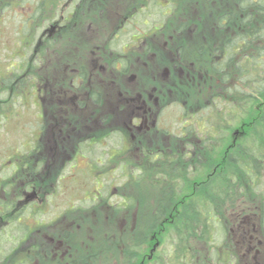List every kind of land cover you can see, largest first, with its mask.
Returning <instances> with one entry per match:
<instances>
[{
  "label": "rangeland",
  "instance_id": "374dc122",
  "mask_svg": "<svg viewBox=\"0 0 264 264\" xmlns=\"http://www.w3.org/2000/svg\"><path fill=\"white\" fill-rule=\"evenodd\" d=\"M5 1L13 4L0 8V264L13 263L14 254L25 253L27 248L37 247L50 253L55 248L64 250L67 244L63 236H84L80 219L92 220L85 225L89 232L91 225L99 226L102 217L110 221L106 224L109 229L118 222L116 226L122 230L126 215L135 219L141 213L140 204L121 214L112 208L126 204L123 193H137L142 198V178L136 181L132 176H142L137 164L142 163L144 150L154 148H167V152L186 150L192 155L186 158V175L171 176L169 171L159 176L163 178L161 182L174 178L182 185L172 193L176 197L179 194V201L174 209H168L166 218L159 219L143 246L142 259L133 262L198 264L200 260L194 261L186 252L202 249L207 257L214 256L215 252H222L217 245L223 246L231 236L242 256L239 264H264V229L253 196L248 202L242 198L238 202L246 224L235 222L236 213L229 214L227 227L216 224L210 241L191 231L182 241L185 230L175 224L176 215L184 211L188 199L183 197L191 189V180L203 176L205 171L200 157L196 158L198 144L219 148L218 139L207 137V128L210 122L229 120L225 117L220 75L212 71L211 63L222 54L226 36L235 31L231 25L218 24V12L225 6L235 7L237 0H177V10L172 3L164 8L150 0H146V5L143 0H94L91 9L81 6L70 16L74 6L65 10L63 0H52L50 16L59 21L63 14L71 20L59 22L61 30L51 36L33 33L40 25L46 26L42 17L48 15L50 6L36 20L32 19L35 25L29 35L19 24L31 16L39 0H26L22 5L16 0H0V6ZM137 8L142 11L130 20ZM134 34H142V47L123 56L122 47ZM112 53L115 58H131L129 72L128 65L124 71L114 68ZM72 67H81L89 77L79 88L83 103L65 94L76 76ZM81 68L77 69L79 73ZM106 76L110 81H106ZM95 87L100 91L99 102L91 96ZM154 87L163 89L161 98H157ZM146 93L150 101L160 106L156 112L157 128L142 127L130 136L127 124L131 107L125 101L142 98ZM61 95L60 103L53 100ZM234 100L237 105L235 97ZM190 130L194 141L183 144L181 138L191 135ZM37 132L40 135L34 140ZM124 141L136 146L122 148ZM144 190L145 193L148 188ZM257 194V198L264 196V191L258 188ZM154 196L150 197L149 207L142 208V214L151 212L149 208L156 204ZM103 203L102 209H110L108 212H102L101 207L95 213L75 211ZM226 228L230 233L225 232ZM138 231L131 228L128 240L142 241L137 237ZM100 249L94 255L97 259H89L86 264L131 263L123 251ZM174 250L180 255H175ZM58 257L53 254L54 259ZM209 261L217 263L214 258Z\"/></svg>",
  "mask_w": 264,
  "mask_h": 264
},
{
  "label": "trees",
  "instance_id": "16d2710c",
  "mask_svg": "<svg viewBox=\"0 0 264 264\" xmlns=\"http://www.w3.org/2000/svg\"><path fill=\"white\" fill-rule=\"evenodd\" d=\"M16 1L22 5L25 4L26 0ZM52 2V0L50 2L49 0H39L31 16L25 17L23 25L19 24L22 31L27 29L29 35H32L35 25L32 23V19L36 20L41 16L44 9L48 8ZM12 4L11 1H5L0 8L3 10ZM177 4V0H172V7L176 10ZM42 18L45 21L46 17L43 16ZM217 20L222 27L229 25L235 27V31L229 33L224 39L222 54L211 63L212 71L220 75V86L225 92V99L223 100H225L224 103L227 108L225 117H228L229 120L227 123L223 119L217 123L210 122V126L207 128V137L210 140L218 139L219 148H206L200 142L199 148L196 149V158L200 157L205 171L202 173L203 176L198 175L191 180L192 183L189 184L191 189L183 197L185 200L188 199L184 211L175 217V224L185 230L184 237H181L182 241L187 238L189 231L203 234L205 241H210L213 229L217 227L216 224H223L227 227L228 222H230L229 214L236 213L235 222L246 224L244 223L246 217L243 211L239 210L242 208L238 209L240 206L238 202L241 198L244 202H248L247 199H250L251 196L257 199L256 213L258 210L257 214L261 218L264 229V196L261 194L262 196L257 198L258 188L264 191V0H237L235 7L225 6L221 8ZM43 28L40 25L39 30L33 33L43 32ZM234 97L238 101L237 105ZM190 131L191 135L182 136L184 137L181 138L183 144L185 142L193 143V130ZM122 148L126 147L122 146ZM166 150L167 148L144 150L142 163L137 164L142 176H132V179L136 181L142 178V198L137 193H123L126 204L122 205V208L120 206L117 209L112 208L113 211L121 214L122 211L129 210L137 203L140 204L141 213H138L135 219L131 218L130 214L126 215L124 218L126 222L122 230L116 226L118 222H112L115 228L109 229L106 224L110 221H106L102 217L101 221L98 222L99 226L95 228L94 224L91 225V232H89L85 225H90L92 220L80 219L83 220V222L79 220V223L83 227L84 236L76 233L72 234L74 237L70 236L68 239L63 236L62 239L66 240L67 244L65 249H54L55 255L63 256V259L60 260L59 257L54 259L53 252H42L35 247L27 248L25 253L23 251L16 252L14 254L15 259L10 264H86L89 259H97L94 255L100 248L112 253L123 251V256L125 259L127 258L126 261L131 262L129 264H135L134 260L135 262L140 261L143 246L153 234L159 219L166 218L168 209H174L179 201L178 192H175L178 194L177 197L172 193L175 187L182 185L177 181L175 182L174 178L167 182H161L163 178L159 176L163 175V172L169 171L171 176L188 173V160L192 154H189L185 149V151L173 152ZM161 159L162 164L160 165ZM176 161L179 163L174 166ZM180 162L185 163V165L180 164ZM208 174L209 176H207ZM152 177L155 178V181L150 183ZM186 178L184 179L190 182ZM144 187L148 188L145 193ZM122 191L124 190L122 189ZM152 194L155 195L156 204L154 203L153 207L149 208L151 212L142 214V208L149 207ZM101 206H104V203L94 205L90 209L79 208L75 211L83 214L92 211L95 213ZM103 209L101 207L102 212L110 210L104 207ZM131 228L139 229L137 237L142 238V241L128 240ZM224 230L230 233L229 228ZM230 237L228 236V239L224 241L223 246L216 244L222 249V252H215L214 256L210 255L217 261L214 264L225 262L227 264H239V259L242 258L240 249L230 240ZM74 238L75 241H73ZM186 244L187 242H185ZM186 248L187 251H190L187 245ZM101 251L100 249V253ZM64 252L68 254L64 255ZM174 254L180 255L176 250H174ZM186 254H190L194 261L200 260L196 262L198 264L213 263L209 261L212 258L207 257L208 255L202 249H199L198 252L195 250L186 252ZM74 257L80 259L76 261Z\"/></svg>",
  "mask_w": 264,
  "mask_h": 264
},
{
  "label": "flooded vegetation",
  "instance_id": "af4514ba",
  "mask_svg": "<svg viewBox=\"0 0 264 264\" xmlns=\"http://www.w3.org/2000/svg\"><path fill=\"white\" fill-rule=\"evenodd\" d=\"M64 1V9H69L71 6H74V10L72 12H70L69 16L71 14H73L75 12V10L78 8V7H89L90 8V5L93 3L94 0H63ZM148 1V0H147ZM152 1L155 5H161L163 7H168L172 1L171 0H164L165 3H162L161 1L162 0H150ZM50 2V0H49ZM142 2H144L146 5V0H143ZM51 5L50 7L48 8L49 11H48V15L46 16L45 15V22H46V26L44 27V30H43V35L45 36H51L54 32L56 31H60L61 28H62V25H60V28H59V22L61 23V21H65V23L69 22L71 19H69L68 15L67 16H64L63 14L61 15L60 17V20L59 21H56L54 19L53 16H50L52 13V10H51ZM63 6L60 7V10H62ZM91 9V8H90ZM138 10V8H137ZM142 11V8L139 9L137 11L136 14L132 15L131 19L132 20L133 18H135L138 14H140V12ZM55 14H56V11H55ZM87 13L84 14V16H82L81 18H84L85 15ZM118 36V32H115V36L114 37H117ZM130 41L128 43H125L122 47V51H123V56H127V52L132 53V50L136 47L137 49H139V46L142 47V34H134L132 35V38L130 37ZM138 42V43H137ZM116 62V63H115ZM120 62V63H119ZM112 63L114 65V68L117 69V70H121V71H124V68L126 65H128V71L129 72V67H130V63H131V58L128 56L126 57V59H123L122 57H113V53H112ZM81 67H72L71 71L75 74L76 73V76L75 78H72L71 79V85H70V88L67 89V91H65V94H70L74 99H77L79 102L83 103L82 101H80V99H83L81 98V93L79 92V88L82 86V83L86 80L89 79V77L85 76L84 74V71L83 69L81 68L82 72L79 73V71L77 69L80 70ZM64 70V69H63ZM79 73V74H77ZM130 76V75H129ZM128 76V77H129ZM154 77V76H153ZM154 80H156L154 78ZM106 81H110V77L106 76ZM48 87V84L45 85V88L47 89ZM156 92H158V96L157 98H161V93H162V90L159 89L157 87H154L153 88ZM58 91H62V89H58ZM54 92V91H53ZM63 95V94H62ZM62 95L58 98V97H53V100L60 103L61 102V97ZM44 99L46 98V94L44 95ZM94 99V101H97L99 102L100 100V91L98 90L97 87L94 88V91L92 92V95H91ZM49 97V96H48ZM47 97V98H48ZM150 98L147 97V93L146 95H142V98H139V97H132L130 98L129 100L126 99L127 101H125L127 104V106H129L128 108L130 109L131 107V116H130V122L129 124H127V130L129 131L128 134L130 135L131 132H134L136 130H142V127H146L147 129H153V130H156L154 129L155 127L157 128L156 126V122L158 124V120H156V117H158V107L160 106H156V104H154L153 101H150L149 100ZM132 102H136V103H132ZM155 127H152L154 126ZM162 129V128H161ZM40 130H43V128H41ZM151 130V131H153ZM39 132V131H38ZM35 133L34 135V140H36L40 134ZM131 136V135H130ZM91 144V143H89ZM136 146L135 143L134 144H130V145H126V142L124 141V147H129V146ZM82 146V145H81ZM78 152H81L80 148L77 149Z\"/></svg>",
  "mask_w": 264,
  "mask_h": 264
}]
</instances>
